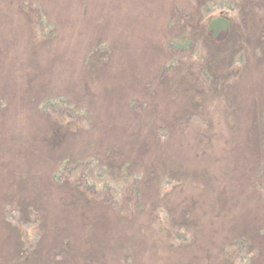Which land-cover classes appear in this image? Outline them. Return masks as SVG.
Returning <instances> with one entry per match:
<instances>
[{"label":"rangeland","instance_id":"374dc122","mask_svg":"<svg viewBox=\"0 0 264 264\" xmlns=\"http://www.w3.org/2000/svg\"><path fill=\"white\" fill-rule=\"evenodd\" d=\"M0 264H264V0H0Z\"/></svg>","mask_w":264,"mask_h":264},{"label":"trees","instance_id":"16d2710c","mask_svg":"<svg viewBox=\"0 0 264 264\" xmlns=\"http://www.w3.org/2000/svg\"><path fill=\"white\" fill-rule=\"evenodd\" d=\"M37 14H38V12H37ZM39 15V14H38ZM40 18H37V20H39ZM65 164L66 163H64L63 165H58L59 167H57V170L58 171H60L61 169H64V170H62V172L64 171L65 172V174H66V178H71L70 177V174H72L73 173V168H72V165H70V164H66V167H65ZM65 167V168H64ZM52 171V176H59V172L58 171ZM78 172V171H77ZM84 176H85V171H83V173H82V178H84ZM83 181H85V178L83 179ZM55 182H58V179H55ZM84 183H88V182H84ZM74 189L75 190H77V187L75 188L74 187Z\"/></svg>","mask_w":264,"mask_h":264}]
</instances>
